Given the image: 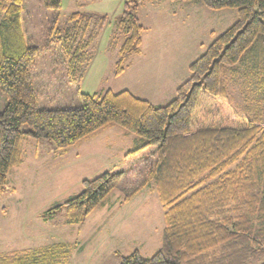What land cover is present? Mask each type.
<instances>
[{"label": "trees", "instance_id": "obj_1", "mask_svg": "<svg viewBox=\"0 0 264 264\" xmlns=\"http://www.w3.org/2000/svg\"><path fill=\"white\" fill-rule=\"evenodd\" d=\"M143 1L124 0L117 22L124 40L116 75L141 52L145 26L136 12ZM201 1L209 9L236 8L238 19L191 62L190 75L167 104L156 105L129 89H106L99 99L98 93H81L77 107L47 108L38 105L31 66L39 47L26 38L23 0H0V87L7 99L0 111V194L8 185L10 169L24 161V139H46L63 149L102 127L117 125L139 137L126 152L124 167L84 179L78 194L44 212L45 221L65 209L68 224L83 222L131 170V176L145 179L143 184L157 192L165 227L161 247L153 255L135 250L122 256L120 264L260 261L264 257V125L239 112L225 73L228 66L240 64L245 77L264 92V0ZM42 3L56 11L62 7V0ZM108 21L107 14L82 11L67 17L62 29L70 70L82 74L93 58L92 42ZM256 109L258 116L264 114L262 106ZM23 124L29 128L22 129ZM69 250L68 244L56 242L4 251L0 264H67Z\"/></svg>", "mask_w": 264, "mask_h": 264}, {"label": "rangeland", "instance_id": "obj_2", "mask_svg": "<svg viewBox=\"0 0 264 264\" xmlns=\"http://www.w3.org/2000/svg\"><path fill=\"white\" fill-rule=\"evenodd\" d=\"M123 5L124 0H62V7L56 11L45 7L42 0H23L25 34L31 45L39 47L31 72L40 107H77L81 93H98L99 99L100 92L106 89H129L154 104L165 105L176 95L173 85L181 84L190 75L191 62L238 19L236 8L209 9L201 0H144L136 12L145 26L143 54L134 55L131 66L116 75V61L124 40L117 27ZM78 10L109 16L92 42L93 60L80 75L76 68L70 70L66 66L63 36L67 17ZM158 47L170 49L168 57L156 56ZM153 59L159 69L148 71ZM227 70L226 87L239 112L264 125V114L258 116L256 109L257 105L264 108V92L253 79L245 77L242 65L228 66ZM156 74L171 84L160 86L153 79ZM6 101L0 87V111ZM245 106L253 110L248 111ZM27 128V124L22 125V129ZM121 130L125 131L99 129L63 149L46 139L23 140L24 162L10 169L8 185L0 194V252L63 242L70 248L67 264H120L122 256L135 250L148 257L161 247L163 205L157 192L144 186L145 179L131 176V170L83 222L68 224L65 209L47 221L42 217L49 208L78 194L84 179L114 166L121 168L117 166L121 163L118 155L123 157L136 144L134 138H139L130 133L131 137L123 139ZM35 149L38 156L33 154ZM129 195L134 199L122 206L121 200ZM248 264H264V257Z\"/></svg>", "mask_w": 264, "mask_h": 264}, {"label": "crops", "instance_id": "obj_3", "mask_svg": "<svg viewBox=\"0 0 264 264\" xmlns=\"http://www.w3.org/2000/svg\"><path fill=\"white\" fill-rule=\"evenodd\" d=\"M21 8H22V10H23V6H21ZM79 11V10H78ZM95 13H97V12H95ZM98 14H103V13H98ZM108 15V14H107ZM22 16V15H21ZM22 24H23V28H24V31H25V26H24V23H23V20H22ZM26 35V34H25ZM26 38H27V36H26ZM144 40V39H143ZM143 40H142V47H143ZM177 51H180L181 53L183 52V50H177ZM176 51V52H177ZM169 52H170V49H163L162 47H158L156 50H155V55L156 56H158V57H162L163 55H165V57H168V54H169ZM176 52H174V53H171L170 55H169V57H171V56H173V55H175V53ZM141 54H143V50L141 49V52L139 53V54H136L135 56H140ZM66 56L68 57V61H67V63H66V66L68 65V67H69V65H70V62H69V56L66 54ZM133 58V57H132ZM131 58V59H132ZM92 60H93V58H92ZM91 60V61H92ZM91 61L86 65V66H88L90 63H91ZM166 61V60H165ZM128 66H131V63H129V65ZM72 67V66H71ZM148 71H150V70H158L159 68V66H157V60H155V59H153L152 61H150V63H149V65H148ZM70 68V67H69ZM71 69V68H70ZM156 77L155 78H153L154 79V81L156 82V81H158V83H159V85L160 86H162L164 83H167L168 85H170L171 83L168 81V79L165 81L164 79H163V77L161 76V75H159V74H156L155 75ZM186 76V75H185ZM187 78L185 77V79H184V81L186 80ZM163 83V84H162ZM180 84H177V83H175L173 86H175L174 88H175V91H176V89H177V87L179 86ZM104 91V90H103ZM150 101V100H149ZM157 105V104H156ZM160 105V104H159ZM117 125H108V126H105V127H102V128H100V129H103V128H105V129H115V130H117V129H120L121 127L120 126H118V127H120V128H117L116 127ZM121 129H123V128H121ZM99 130V129H98ZM98 130H96V131H98ZM95 131V132H96ZM122 132V138L123 139H126V138H129V137H131V134L129 133V132H127L126 130V132L124 131L123 132V130H121ZM92 135H94L95 133L93 132V133H91ZM91 134H89V135H91ZM85 138V137H84ZM135 139V142L134 143H137L138 142V138L136 137V138H134ZM38 140V139H37ZM135 146V145H134ZM22 147H23V144H22ZM49 147H51V146H49ZM132 148V147H131ZM130 148V149H131ZM130 149H128V150H130ZM36 149L33 151V154H34V156L36 155V156H38L37 154H36ZM127 152V151H126ZM56 153H57V151H56ZM24 154V153H23ZM126 154V153H125ZM125 154L123 155V157H120L119 155H118V160H120V162L121 163H119V164H117V166H121V168L122 167H124V164H125V162H126V157H125ZM116 158V159H117ZM24 162V161H23ZM22 162V163H23ZM21 163V164H22ZM112 164H113V162H112ZM121 164V165H120ZM116 168V166H114L113 167V169H115ZM118 168V167H117ZM113 169H109V170H113ZM127 175V174H126ZM125 175V176H126ZM124 176V177H125ZM144 185H145V187H147V185H149V184H145L144 183ZM140 189H142V187H140ZM139 189V190H140ZM139 192V191H138ZM111 193V192H110ZM110 195V194H109ZM108 195V196H109ZM136 196H138V195H136ZM134 199V197H131L129 200H127V201H125L124 199H122L121 201L123 202H121V205L123 206V205H125V202H130V201H132ZM121 206V207H122ZM120 209V208H119Z\"/></svg>", "mask_w": 264, "mask_h": 264}]
</instances>
